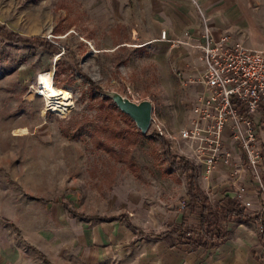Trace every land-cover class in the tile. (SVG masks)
Wrapping results in <instances>:
<instances>
[{
    "label": "rangeland",
    "instance_id": "obj_1",
    "mask_svg": "<svg viewBox=\"0 0 264 264\" xmlns=\"http://www.w3.org/2000/svg\"><path fill=\"white\" fill-rule=\"evenodd\" d=\"M62 2L0 0V26L24 38L44 39L58 50L51 53L0 36V180L20 193L23 183H40L50 196L63 199L70 215L110 220L137 207L131 218L142 230L161 231L162 221L170 217L184 218L191 228L195 214L180 212L184 177L166 168L152 134L156 121L177 135L197 85L182 75L176 61L149 58L146 50L101 51L99 44L85 40L84 29L73 21L77 12ZM41 72H50L52 84L68 93L56 105L48 106L36 93ZM110 90L150 102L154 122L144 134L112 102L101 101V93ZM167 143L177 155L174 144ZM194 180L202 187L197 175ZM134 192L141 210L127 202ZM101 196L103 203L96 199ZM154 202L163 209L155 215L157 226L149 214ZM101 206L108 207L107 216L99 215Z\"/></svg>",
    "mask_w": 264,
    "mask_h": 264
},
{
    "label": "crops",
    "instance_id": "obj_2",
    "mask_svg": "<svg viewBox=\"0 0 264 264\" xmlns=\"http://www.w3.org/2000/svg\"><path fill=\"white\" fill-rule=\"evenodd\" d=\"M54 1L70 3L71 11L77 12L73 20L76 27L83 28L85 40L99 44L101 51L109 53L124 47L131 52L146 50L149 58L176 61L188 79L203 69L199 52L190 45L201 42L198 10L213 37L227 33L246 49L264 47V0ZM74 26L72 23L71 27ZM254 121L262 145V189L250 179L238 147L226 137L224 146L232 161L218 162L208 180L199 182L211 203L231 198L236 186L241 185L243 198L250 202V207L238 210L247 215L259 213V221L264 225V108L254 115ZM234 165L239 169L235 183L231 177ZM201 172L198 167L197 176ZM26 184L21 185L20 193L9 181L0 180V264H264L259 230L253 222H228L222 243L211 248H188L169 237L139 235L160 231L136 227L131 216L137 207L127 216L115 213L110 220L93 219L92 215L83 218L70 215L61 204L63 199L50 196L51 191L40 183ZM96 199L103 201L102 196ZM140 200L134 192L127 202L135 207ZM120 202L123 204L124 200ZM153 205L149 214L157 226L156 213L163 214V209L156 202ZM107 208L101 206L99 215L107 216ZM165 220L162 230L166 223H179L181 218Z\"/></svg>",
    "mask_w": 264,
    "mask_h": 264
},
{
    "label": "built area",
    "instance_id": "obj_3",
    "mask_svg": "<svg viewBox=\"0 0 264 264\" xmlns=\"http://www.w3.org/2000/svg\"><path fill=\"white\" fill-rule=\"evenodd\" d=\"M198 14L201 42L190 45L199 52L203 69L189 79L198 90L177 135L169 134L156 121L154 133L173 143L177 155L202 168L198 176L202 182L208 180L218 162L232 161L224 146L226 137L240 150L250 179L261 190L263 155L254 115L264 108V47L246 49L227 33L213 37L199 10ZM163 37L161 31L160 38ZM153 122L151 116L149 125ZM234 167L231 177L235 183L239 169ZM243 194L244 188L237 185L232 197L237 200L238 208H249L250 202Z\"/></svg>",
    "mask_w": 264,
    "mask_h": 264
},
{
    "label": "trees",
    "instance_id": "obj_4",
    "mask_svg": "<svg viewBox=\"0 0 264 264\" xmlns=\"http://www.w3.org/2000/svg\"><path fill=\"white\" fill-rule=\"evenodd\" d=\"M0 36L8 41H19L23 46L30 47L36 45L44 47L51 53H57V48L51 42L36 36L21 37L13 32L5 30L0 26ZM58 88V87H57ZM101 101L111 102L108 98L100 96ZM118 113L129 123L134 129L133 122L122 112ZM160 143V155L166 161L168 170H177L182 173L185 184V196L180 198L182 214H195L196 223L190 228L187 226L185 219L181 218L179 223L168 222L164 225V229L158 233L139 232V235H153L155 237L174 239L188 248L204 247L211 248L222 243L227 234L226 223L228 222H253L259 230V239L263 248L264 256V225L259 221V213L247 215L241 209L238 210V202L234 197H223L216 203L209 202L207 195L195 183V177L198 172V166L189 162L183 156L173 154L169 149V144L161 136L152 134ZM77 136V133L76 135ZM73 137V135H72Z\"/></svg>",
    "mask_w": 264,
    "mask_h": 264
},
{
    "label": "water",
    "instance_id": "obj_5",
    "mask_svg": "<svg viewBox=\"0 0 264 264\" xmlns=\"http://www.w3.org/2000/svg\"><path fill=\"white\" fill-rule=\"evenodd\" d=\"M101 96L108 98L112 104L124 113L134 124L139 133L144 134L149 128L152 106L148 100L134 102L116 91H103Z\"/></svg>",
    "mask_w": 264,
    "mask_h": 264
},
{
    "label": "bare ground",
    "instance_id": "obj_6",
    "mask_svg": "<svg viewBox=\"0 0 264 264\" xmlns=\"http://www.w3.org/2000/svg\"><path fill=\"white\" fill-rule=\"evenodd\" d=\"M38 81V93L48 106L58 104L63 97L67 96L68 93L65 90L58 89L52 84L50 72H41L37 78Z\"/></svg>",
    "mask_w": 264,
    "mask_h": 264
}]
</instances>
